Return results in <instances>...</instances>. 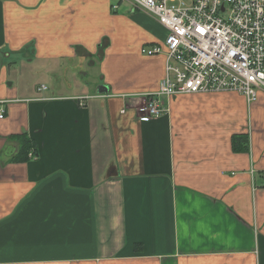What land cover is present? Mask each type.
<instances>
[{"label":"crops","instance_id":"0c3cea01","mask_svg":"<svg viewBox=\"0 0 264 264\" xmlns=\"http://www.w3.org/2000/svg\"><path fill=\"white\" fill-rule=\"evenodd\" d=\"M124 3L0 0V264H264V94L119 113L165 63L140 53L165 30Z\"/></svg>","mask_w":264,"mask_h":264},{"label":"built area","instance_id":"2783aa9c","mask_svg":"<svg viewBox=\"0 0 264 264\" xmlns=\"http://www.w3.org/2000/svg\"><path fill=\"white\" fill-rule=\"evenodd\" d=\"M125 1L165 30L161 42L140 48L150 57L162 55L165 63L157 90L119 113L130 108L139 122H148L165 112L164 97L229 91L255 102L264 94V0Z\"/></svg>","mask_w":264,"mask_h":264},{"label":"trees","instance_id":"16d2710c","mask_svg":"<svg viewBox=\"0 0 264 264\" xmlns=\"http://www.w3.org/2000/svg\"><path fill=\"white\" fill-rule=\"evenodd\" d=\"M18 138L20 140L19 142L20 148L18 153L10 158L12 162L13 160L23 162L33 157L32 155H28V153L30 152L31 149H33L34 146L32 140L24 134L19 135ZM246 145H247V137L245 134L244 135L237 134L234 136V145L232 147L240 151V150H246L247 148Z\"/></svg>","mask_w":264,"mask_h":264},{"label":"water","instance_id":"95a60500","mask_svg":"<svg viewBox=\"0 0 264 264\" xmlns=\"http://www.w3.org/2000/svg\"><path fill=\"white\" fill-rule=\"evenodd\" d=\"M107 86L104 84L98 85L96 88L99 93H106L107 92Z\"/></svg>","mask_w":264,"mask_h":264},{"label":"rangeland","instance_id":"374dc122","mask_svg":"<svg viewBox=\"0 0 264 264\" xmlns=\"http://www.w3.org/2000/svg\"><path fill=\"white\" fill-rule=\"evenodd\" d=\"M121 2H122V4H123V3L125 2V0H124V1H121ZM125 5H127L128 8L132 7V4H131L130 2H127V1L124 3V6H125ZM124 6H123V7H124ZM125 8H126V7H125ZM139 10H141V9H139ZM122 11L125 12L126 10H125V9H122V7L119 8L118 12H122ZM144 47H145V46H144ZM133 98H136V97H133ZM132 100H134V99H132Z\"/></svg>","mask_w":264,"mask_h":264}]
</instances>
